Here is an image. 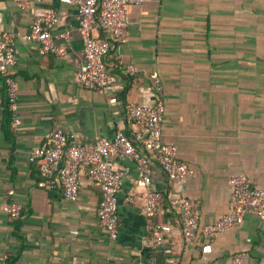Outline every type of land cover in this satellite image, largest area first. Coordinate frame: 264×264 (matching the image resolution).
<instances>
[{"label":"crops","instance_id":"0c3cea01","mask_svg":"<svg viewBox=\"0 0 264 264\" xmlns=\"http://www.w3.org/2000/svg\"><path fill=\"white\" fill-rule=\"evenodd\" d=\"M20 1L0 0V29L27 34L36 17L55 11L52 32L67 52L43 53L39 42L16 37L13 74L21 121L16 131L0 78V264L4 259L8 264H163L168 257L175 264H232L238 253H244L241 264H264V219L247 214L217 234L212 251L204 254L200 244L184 241L177 208L184 191L200 203L205 225L229 210L233 174L244 172L264 188V0L131 5L127 40L112 43L106 58L117 80L102 90L76 82L84 61L77 7L33 0L22 8ZM154 72L164 83L163 139L178 146L179 158L191 168L183 182H172L151 160V187L165 194L158 220L171 224L162 246L143 243L153 233L136 194L141 174L135 161L112 162L124 172L120 232L113 240L98 214L102 190L87 172L80 173L78 199L70 201L60 185L40 174V161L29 159L33 148L50 144L57 128L83 141L113 139L119 132L132 137L136 125L129 102L155 103ZM12 201L22 210L10 219L2 206Z\"/></svg>","mask_w":264,"mask_h":264},{"label":"built area","instance_id":"2783aa9c","mask_svg":"<svg viewBox=\"0 0 264 264\" xmlns=\"http://www.w3.org/2000/svg\"><path fill=\"white\" fill-rule=\"evenodd\" d=\"M32 1L21 0L20 6L27 8ZM61 1L76 6L81 15L78 29L84 43V61L76 82L88 89L102 90L117 80L116 75L109 70L106 58L112 43L123 44L127 40L130 23L128 8L147 0ZM56 22V12L49 11L33 20L27 34L17 35L0 29V78L6 85L14 131L21 123L18 115V83L13 74L17 62L16 37L39 42L43 53L63 55L67 52V47L58 43L52 32ZM128 70L134 72L135 68L129 66ZM151 79L155 89V103L146 105L131 101L128 105V114L136 125L132 137L119 132L113 139L101 137L96 141H83L74 132L57 128L52 133L50 144L33 148L29 159L40 161V174L48 179V183L60 185L65 198L70 201L78 199L80 173L87 172L102 190L98 214L108 236L113 240L118 238L120 232L118 193L122 187L124 172L114 169L112 162L123 158L135 161L141 174L136 194L143 198V211L150 218L149 228L153 233L152 238L144 236L143 243L147 246H162L166 234L171 230V224L158 220L164 212L165 194L151 187V160L163 168L172 182H183L191 173V168L179 158L178 146L163 139L166 112L164 83L158 72L152 73ZM139 146L143 152L139 150ZM230 183L232 193L229 210L217 221L205 225L200 224V203L184 191L179 194L177 208L184 241L188 244H200L204 254L212 251V241L217 234L242 223L247 214L264 219V188L244 172L233 174ZM133 199L132 195L127 197L129 201ZM2 209L13 219L21 212L22 204L5 202ZM243 258L244 253H238L231 262L241 264ZM175 263L174 258L168 257L163 264ZM1 264L8 262L4 259Z\"/></svg>","mask_w":264,"mask_h":264}]
</instances>
